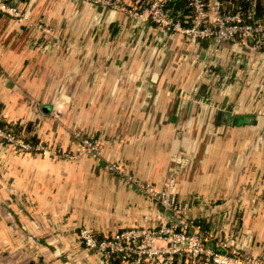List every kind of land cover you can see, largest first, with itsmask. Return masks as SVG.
<instances>
[{
    "label": "crops",
    "instance_id": "0c3cea01",
    "mask_svg": "<svg viewBox=\"0 0 264 264\" xmlns=\"http://www.w3.org/2000/svg\"><path fill=\"white\" fill-rule=\"evenodd\" d=\"M4 1L23 18L0 17V122L68 157L0 146V264H100L79 228L106 237L158 212L104 166L159 188L178 154L190 219L264 263V55L239 43L212 54L83 0ZM73 131L101 140L99 155Z\"/></svg>",
    "mask_w": 264,
    "mask_h": 264
},
{
    "label": "built area",
    "instance_id": "2783aa9c",
    "mask_svg": "<svg viewBox=\"0 0 264 264\" xmlns=\"http://www.w3.org/2000/svg\"><path fill=\"white\" fill-rule=\"evenodd\" d=\"M83 1L118 11L130 19L147 20L159 32L181 35L191 43L208 40L212 54L218 51L222 43H239L264 55V0H245L251 7L246 18L238 10L222 13L221 0H186L190 14L179 18L172 16L165 5L166 0H135L130 6L121 0ZM258 3L262 4L263 18L251 21L254 6ZM1 16L23 18L15 7L4 0H0ZM41 31L50 35L48 29L41 27ZM72 139L80 152L99 155L101 140L84 136L80 131H73ZM0 143L16 153L68 157L67 153L38 143L31 146L5 127H0ZM174 161L175 166L159 188L139 180L123 165L106 164L104 170L107 174L122 179L138 195L157 207L154 224L123 229L100 239L87 229H78V244L94 255L100 264H264L261 259L228 246L226 240L210 244L212 235L203 232L200 225L190 219L189 205L175 197L176 178L186 158L178 154Z\"/></svg>",
    "mask_w": 264,
    "mask_h": 264
},
{
    "label": "trees",
    "instance_id": "16d2710c",
    "mask_svg": "<svg viewBox=\"0 0 264 264\" xmlns=\"http://www.w3.org/2000/svg\"><path fill=\"white\" fill-rule=\"evenodd\" d=\"M165 5L167 9L171 11V14L174 18H179L183 15L190 14L188 7L186 6V0H166ZM250 5L245 0H221V11L222 13H233L234 11H240L242 16L246 18V13L250 9ZM263 18L262 15V4L258 3L254 6V13L251 21L259 20ZM0 127L7 128L13 135L20 137L23 141L28 143L31 146H34L36 140H32L23 135L17 128H12L9 125H6L0 122ZM196 224V223H195ZM199 225V224H197ZM97 239H100L101 236L95 234Z\"/></svg>",
    "mask_w": 264,
    "mask_h": 264
},
{
    "label": "water",
    "instance_id": "95a60500",
    "mask_svg": "<svg viewBox=\"0 0 264 264\" xmlns=\"http://www.w3.org/2000/svg\"><path fill=\"white\" fill-rule=\"evenodd\" d=\"M220 113H217V116L219 117ZM246 122V118L241 117H234L231 120V125H240Z\"/></svg>",
    "mask_w": 264,
    "mask_h": 264
},
{
    "label": "rangeland",
    "instance_id": "374dc122",
    "mask_svg": "<svg viewBox=\"0 0 264 264\" xmlns=\"http://www.w3.org/2000/svg\"><path fill=\"white\" fill-rule=\"evenodd\" d=\"M0 146H4V145L0 143ZM4 201H6V200H5V199H4V200H3V199H0V207L3 206L2 203H3ZM152 204H153V203H152ZM153 224H154V222L151 223L150 225H153ZM150 225H147V226L149 227ZM79 229H82V228H79ZM77 231H78V230H77ZM76 233H77V232H76ZM92 233H93V232H92ZM80 247H81V246H80Z\"/></svg>",
    "mask_w": 264,
    "mask_h": 264
}]
</instances>
